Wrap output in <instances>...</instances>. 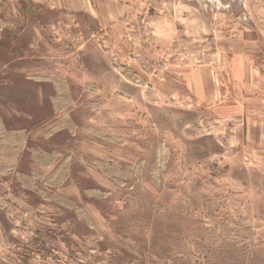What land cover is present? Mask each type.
<instances>
[{"label": "rangeland", "instance_id": "obj_1", "mask_svg": "<svg viewBox=\"0 0 264 264\" xmlns=\"http://www.w3.org/2000/svg\"><path fill=\"white\" fill-rule=\"evenodd\" d=\"M0 264H264V0H0Z\"/></svg>", "mask_w": 264, "mask_h": 264}]
</instances>
